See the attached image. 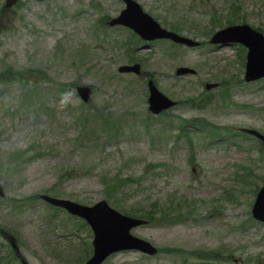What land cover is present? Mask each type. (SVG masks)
<instances>
[{"label": "rangeland", "instance_id": "obj_1", "mask_svg": "<svg viewBox=\"0 0 264 264\" xmlns=\"http://www.w3.org/2000/svg\"><path fill=\"white\" fill-rule=\"evenodd\" d=\"M21 1L12 17L0 20V71L10 64L15 68L9 70L13 77L33 68L32 83L27 85L32 93L27 95L28 88L17 78L0 82V182L7 196L0 200V224L16 234L28 263L71 264L91 240L90 228L81 219L31 197L45 192L87 205L104 198L118 210H145L153 216L158 209L153 211L152 203L164 209L160 204L175 195L181 203L188 201L183 207L188 208L176 212L180 222L143 224L132 232L160 247L230 249L228 261L217 260L218 264L230 259L235 264H264V223L250 214L253 187L264 179V154L260 155L258 143L239 138L234 145H210L203 132L192 131V162L184 139L174 140L161 123L152 128L143 125L145 79L116 69L126 62V55L114 39L124 37L126 29L108 26L91 36L97 17L116 14L121 0ZM138 1L162 24L199 40L219 21L246 19L264 30V0ZM83 41L94 44L80 55ZM136 53L142 68L151 71L160 88L174 98L195 95L205 81L232 80L226 99L214 87L207 90L210 101L202 108L178 103L169 114L202 115L213 123L250 126L264 133V79L236 81L244 71L237 48L206 51L157 40ZM177 65H190L199 72L176 76ZM72 81L91 87L89 102L80 100ZM86 106L93 111L106 107L110 116L122 121L108 131L92 126L82 133L77 115ZM248 164L250 170L240 169ZM239 171L244 179L238 178ZM115 182L120 184L111 186ZM224 187L226 192L221 193ZM13 199L24 202L16 206ZM9 249L0 236V254H9ZM197 259L195 264H206ZM5 264L18 263L11 259ZM104 264L180 263L172 253L148 257L121 251Z\"/></svg>", "mask_w": 264, "mask_h": 264}, {"label": "water", "instance_id": "obj_2", "mask_svg": "<svg viewBox=\"0 0 264 264\" xmlns=\"http://www.w3.org/2000/svg\"><path fill=\"white\" fill-rule=\"evenodd\" d=\"M146 29L152 30V33L155 34L163 33L150 20H147ZM228 34L236 35L238 31L237 29H231L228 31ZM262 72H264V68ZM45 198L83 215L90 222L94 230V251L92 257L84 264H98L109 252L122 248H138L148 253L155 252V248L150 243L129 233V228L138 224L140 220L130 219L120 215L108 207L103 200L93 206H83L66 200L53 199L46 196ZM254 214L260 218H264V202H259L255 205ZM3 233L10 238L17 251L12 238L5 232Z\"/></svg>", "mask_w": 264, "mask_h": 264}]
</instances>
